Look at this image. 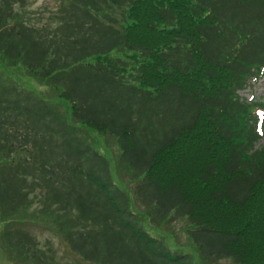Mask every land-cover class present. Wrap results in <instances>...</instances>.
<instances>
[{
  "label": "trees",
  "instance_id": "trees-1",
  "mask_svg": "<svg viewBox=\"0 0 264 264\" xmlns=\"http://www.w3.org/2000/svg\"><path fill=\"white\" fill-rule=\"evenodd\" d=\"M56 1L39 26L0 0L2 251L48 264L13 228L39 215L90 264H195L168 243L183 219L199 264H264V98L238 93L264 76V0Z\"/></svg>",
  "mask_w": 264,
  "mask_h": 264
},
{
  "label": "rangeland",
  "instance_id": "rangeland-1",
  "mask_svg": "<svg viewBox=\"0 0 264 264\" xmlns=\"http://www.w3.org/2000/svg\"><path fill=\"white\" fill-rule=\"evenodd\" d=\"M57 6L58 2L56 0H25V4L22 9L18 10V14L20 19L26 21L27 23L40 26L49 23V21L53 17L54 12H56ZM1 64V74L5 76L9 75L11 69H5L1 66ZM18 71L19 73H16L14 77L21 86L38 93H45V95L50 94L49 90L43 83L35 81L33 78L29 77L28 74H25L21 69H19ZM239 94L246 101L262 98L264 96V77L253 81L250 87L240 90ZM63 101L65 103L62 102V108H64L67 115L70 116L69 105L66 103V100ZM87 131L88 136L86 134L84 136L87 137L89 142L93 145V148H95L101 155H103L107 159L113 176L118 178L115 168V160L118 154L116 140L114 138L106 139L104 138V136L98 135L95 131H90L88 129ZM261 143H264V138H262V140L260 141V144ZM117 180H119V184L121 186L124 185V181L120 180L119 178ZM34 209L35 206H32L27 210V212L32 213L34 212ZM37 217L40 218L39 215H37ZM38 218L24 219L21 223H15L13 228L21 229L37 240L38 246L41 249L42 258L43 255L53 256L52 260L50 259L48 264H90L84 262V260H82L76 253L71 251L68 245L58 237L53 228V225L51 224V220L49 219L50 217L44 221H39ZM186 226H188V223L185 220H177L173 224V226L170 227V232H175L176 236L174 237V240H168V243L172 248L175 247V244L185 246V251L192 256L194 263L199 264L198 258L196 257V251L186 235ZM1 243L2 239L0 236V244ZM24 259L25 257L17 258L16 264H34L32 261ZM0 264H14V262H12L9 258L7 252L2 251L1 248ZM219 264H232V261L230 259H223L219 262Z\"/></svg>",
  "mask_w": 264,
  "mask_h": 264
}]
</instances>
